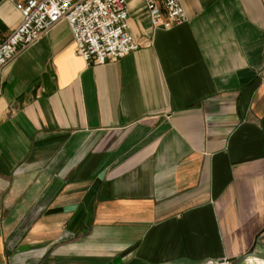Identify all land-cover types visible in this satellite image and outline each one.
Wrapping results in <instances>:
<instances>
[{"label": "crops", "instance_id": "0c3cea01", "mask_svg": "<svg viewBox=\"0 0 264 264\" xmlns=\"http://www.w3.org/2000/svg\"><path fill=\"white\" fill-rule=\"evenodd\" d=\"M180 1L163 30L128 0L120 60L87 65L60 21L0 66V264L264 253V0Z\"/></svg>", "mask_w": 264, "mask_h": 264}, {"label": "built area", "instance_id": "2783aa9c", "mask_svg": "<svg viewBox=\"0 0 264 264\" xmlns=\"http://www.w3.org/2000/svg\"><path fill=\"white\" fill-rule=\"evenodd\" d=\"M127 1L23 0L18 5L19 24L0 43V66L9 64L20 50L35 43L60 21L68 24L75 53L87 65L120 60L140 46L129 32ZM143 3L153 29L170 30L185 21L180 0H143Z\"/></svg>", "mask_w": 264, "mask_h": 264}, {"label": "water", "instance_id": "95a60500", "mask_svg": "<svg viewBox=\"0 0 264 264\" xmlns=\"http://www.w3.org/2000/svg\"><path fill=\"white\" fill-rule=\"evenodd\" d=\"M249 259L264 261V253H257L254 249H251L248 253L230 262V264H243Z\"/></svg>", "mask_w": 264, "mask_h": 264}, {"label": "rangeland", "instance_id": "374dc122", "mask_svg": "<svg viewBox=\"0 0 264 264\" xmlns=\"http://www.w3.org/2000/svg\"><path fill=\"white\" fill-rule=\"evenodd\" d=\"M257 262H260V263H263L264 264V261H261V260H257Z\"/></svg>", "mask_w": 264, "mask_h": 264}]
</instances>
